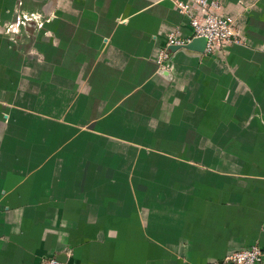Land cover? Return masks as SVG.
I'll return each instance as SVG.
<instances>
[{"label": "crops", "instance_id": "1", "mask_svg": "<svg viewBox=\"0 0 264 264\" xmlns=\"http://www.w3.org/2000/svg\"><path fill=\"white\" fill-rule=\"evenodd\" d=\"M1 1L54 18L0 40V264L264 251V0H215L238 42L176 52L172 82L158 54L193 36L174 0Z\"/></svg>", "mask_w": 264, "mask_h": 264}, {"label": "built area", "instance_id": "2", "mask_svg": "<svg viewBox=\"0 0 264 264\" xmlns=\"http://www.w3.org/2000/svg\"><path fill=\"white\" fill-rule=\"evenodd\" d=\"M174 5L180 15L189 18L193 29V36L185 39L179 30H174L168 35L166 47L160 50L157 58L158 64L164 69L169 62L168 48L189 44L193 39L204 38L207 40L205 54H212L218 48L238 42L236 21L229 16H221L218 11L220 4L215 0H174ZM230 264H262L264 251L258 245L249 249L238 251L226 260ZM42 264H64L56 258L47 259Z\"/></svg>", "mask_w": 264, "mask_h": 264}, {"label": "rangeland", "instance_id": "3", "mask_svg": "<svg viewBox=\"0 0 264 264\" xmlns=\"http://www.w3.org/2000/svg\"><path fill=\"white\" fill-rule=\"evenodd\" d=\"M55 1L57 0H48L47 6L49 8L53 7L54 3H56ZM22 6V2L19 1L15 6L14 11L12 13L8 12V14L13 17L11 19L8 17L7 13V17H5L3 14L0 15V40H2L4 45L8 46L9 48L18 46L24 37L30 36L37 29L44 28V26L49 24L54 18V15L51 13L27 12ZM2 7H4L3 1L0 0V8ZM29 54H33V52H29ZM173 55L174 54H170L169 61H172ZM164 70L170 73L169 78H165L160 75V72ZM157 75L168 82H172L173 80V74L169 67L164 69L159 65ZM229 256H227L223 261H214L210 264H227L229 262L226 260Z\"/></svg>", "mask_w": 264, "mask_h": 264}, {"label": "water", "instance_id": "4", "mask_svg": "<svg viewBox=\"0 0 264 264\" xmlns=\"http://www.w3.org/2000/svg\"><path fill=\"white\" fill-rule=\"evenodd\" d=\"M206 47H207V40L204 38H200V39H193L192 42L186 45L169 47L168 50L170 54H175L178 51L184 50L198 55H204L206 51ZM160 75L165 78L170 77V73L165 70L160 72ZM57 260L62 263L66 262V258L64 255L59 256Z\"/></svg>", "mask_w": 264, "mask_h": 264}]
</instances>
